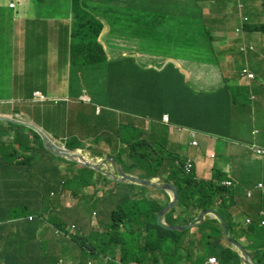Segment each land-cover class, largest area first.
I'll return each mask as SVG.
<instances>
[{"label":"trees","instance_id":"obj_1","mask_svg":"<svg viewBox=\"0 0 264 264\" xmlns=\"http://www.w3.org/2000/svg\"><path fill=\"white\" fill-rule=\"evenodd\" d=\"M82 1L87 0L66 2L69 5L67 9L76 15L74 28L75 33H79V36L72 34L79 40V48L72 50L71 56L76 55L77 58L80 56L85 64H89L88 59L97 61L96 65L92 62L94 67L90 65L91 69L104 71L107 76H110L111 72L122 74L126 81V89L119 85L114 92L120 96L125 90L133 104L139 102L140 105L138 104L135 111L139 110L143 113L140 118L158 122L163 114H169L172 124L209 133L208 127L203 124L205 116L201 115L199 107L189 105L181 87H176L178 80L181 79L184 83L185 78L176 74L172 66H168L164 73L142 70L137 66L134 67L135 71L129 69L127 73H123L120 60L107 62L106 55L98 41L105 25L98 17L110 23L111 34H114L121 28L122 23V26L127 25L129 9L118 5L113 7L102 5L103 14L98 13L91 16L83 10ZM171 4L161 5L167 8L162 11L167 14H162L166 19L162 18L161 25L164 28L179 25L181 29L176 37L178 48L169 49L168 53L175 57L197 61L199 60L195 59L194 55L201 57L206 55L205 57H210L207 62L215 65V41L209 32L210 24L200 13V9L191 5L189 11L193 13V17L187 21L183 19L177 25L174 17L168 18L171 15L169 14ZM158 25L160 26L159 22H154L147 34L150 41H155V46H161L163 42L161 36L164 31L160 32L157 29ZM262 30L264 31V28ZM165 37V41H169V37L171 41L175 39L174 35ZM128 60L132 62L134 59L129 58ZM169 68H171L170 71H168ZM108 82L113 83L115 80ZM173 87H175L174 90H172ZM224 89L220 92H225L229 96L233 92L227 84ZM172 104L175 108L171 107ZM119 110L122 111L120 108ZM130 110L132 112V103ZM189 113L192 115L189 116ZM131 117L130 127L125 129L122 141L132 147L130 158L134 164H125V169L127 172L139 171L144 178L170 174L169 178L175 181L179 190V202L178 207L167 214V223L171 226H184L194 221L201 211L215 209L226 220L231 236L239 242L243 238L247 239L246 249L254 263L264 264V226L261 225L264 220L262 214L264 196L259 199L261 206L256 205L257 209L252 212L254 213L251 216L253 222L246 228L240 227L229 209L239 188L236 190L221 185V182L226 179V174L220 173L216 168L212 180L199 181L194 172L190 175L185 173L178 156L175 157L176 155L169 154L162 149L155 157L156 152L148 140L137 142L136 138L133 141L131 137H126L127 132L131 134L133 127L134 121ZM218 134L223 135V133ZM35 136L41 141L36 133ZM19 156L23 159L15 164L14 161ZM3 160L7 167L0 174V182H4L0 185V264H53L58 256L73 254L79 258L77 264H86L85 260L103 257L115 262L118 255L123 264H158L161 261L165 264H205L207 258L213 255L222 260L224 264H242L240 252L223 245L224 232L218 219L207 217L195 228V231L193 229L185 231L166 229L159 225L157 220L158 213L163 206L155 199L139 197V192L135 191L138 187L128 184L117 189L116 195L113 194L114 192H107L102 198L96 195L82 197L81 203L84 208L81 211L75 209L67 216L62 211L57 214L55 210L58 200L52 201L51 191L54 190L57 196L61 195L62 191H70L71 195L76 198L80 195L81 185L89 186L99 183L94 179L96 172L81 169L72 170L67 177L53 175L54 180L43 179L48 184V189H45L40 187L35 177L28 174L32 172V168L26 155L11 152L3 155ZM12 171L18 174L19 179L26 180L31 186L26 189L20 186L13 187L18 191L12 194L3 191L2 189L12 188L5 186L10 178L9 173ZM99 179H106V177L98 174L97 180ZM117 197L125 200L119 203ZM96 210L99 226L93 229L90 216ZM31 215L40 217L41 221L39 218L30 221L29 216ZM72 223H75L78 229L70 242L60 238V240H55V236L54 240L44 237L39 241L38 232L41 226L48 224L52 234L57 229L67 233L66 227Z\"/></svg>","mask_w":264,"mask_h":264},{"label":"crops","instance_id":"obj_2","mask_svg":"<svg viewBox=\"0 0 264 264\" xmlns=\"http://www.w3.org/2000/svg\"><path fill=\"white\" fill-rule=\"evenodd\" d=\"M15 1L17 2L16 8H10L9 4ZM55 3H57L55 0H0V150L8 146H14L18 149L20 148L19 145L24 142L25 144L28 142L32 144L38 140L35 136L36 133L40 136V139L44 140L46 134L55 143L66 148H69L68 145H77V147L83 148L82 152L85 155L90 154V156H93L92 154L105 153L104 157H118L126 150V146L119 143L118 128L128 126L129 119L132 116L137 137L145 139V134L151 124L140 121L139 115L143 113L139 110L135 111L138 103L133 104L129 96L126 95V99L116 106H113L109 101V96L119 85L126 89L125 78L120 73L111 72L110 76L104 77L92 74L89 77V83L93 85L92 87H83L82 91L72 96L65 93L67 78H71V67L78 62L76 55L71 56L72 50H77L79 47L72 44L70 40L66 43V39L62 36L64 30L61 27L69 29L67 33L70 36L75 31V28L66 23L68 19L63 18L55 21V17L50 16L48 13L57 12ZM255 4L254 9L256 10H254L255 15L252 22L255 19L257 22L264 21V11L259 8L260 2ZM33 6L36 13L32 9ZM101 8L99 5L95 8V12L99 15L103 14ZM249 12L247 11L246 14H249ZM205 15L206 17L217 15V18H226L231 22L226 30L220 28L219 35L227 39L225 44L217 46L220 52L233 51L234 54H237L240 47L253 46L255 53L249 55L250 62L256 65L264 63V37L257 33L246 34L244 32L238 36L234 33V28L238 27L242 20L247 17L244 7L241 8L236 4H232L229 8L221 9L216 13L206 9ZM159 17L161 18V15ZM58 23L60 24L58 25ZM217 34L218 32H216ZM233 37H236L237 40H232ZM104 38H107V36H104ZM143 50L141 46L135 43L127 45L106 44L104 46L107 62L120 60L123 73H127L129 69L135 71L134 67L138 65H142L147 69L152 68L154 61L147 64L143 59L147 57L142 54ZM122 52L128 55H123ZM111 53L114 55L111 56ZM41 58L45 59L44 68L46 72L39 74L35 60ZM129 58H134L135 61L131 62L128 60ZM222 60L224 61L218 67L187 62L173 61V63L180 69V72L186 75V84L191 86L190 88L195 94H205L211 90L213 92L218 91L223 86L222 82L226 79L225 74L229 58L226 57ZM248 66L253 69L251 64L248 63ZM211 72L219 75L213 77ZM14 73H16V80L11 84V76ZM109 80H115V82L109 83ZM35 81H40L43 87L35 88ZM236 84L238 86L251 85L248 81H240ZM210 85L213 87L209 88ZM27 86L33 90H41L52 100L63 99V101L54 103L51 100L52 102H49L48 106H34L31 101L33 90L27 91ZM238 95L235 99H238ZM192 97L194 98L190 93L188 100L190 105L195 102ZM89 100L92 104L87 102ZM232 101L231 95L219 92L209 100L205 99L201 102V104L206 105L205 112L209 110L216 117V131L227 136V139L223 141L201 136L199 148H193L188 136H180L178 132L170 131L169 149L195 162L196 172L200 178L211 176L214 164L210 156L214 154H220L224 158L217 159V165L221 172H228L236 182L248 178V174L240 172L241 166L231 168V165L236 161L240 165L243 163L245 168V162L241 159L245 156L243 148H247L248 151L250 146H256L254 143L249 144L246 141H233L235 111L237 115L241 116L242 109L237 108L238 104ZM254 102L255 107L264 114V92H261L260 96L254 99ZM131 103L132 112L130 110ZM116 107L124 110L115 112L113 110ZM126 113L127 115H125ZM98 133H100L99 136H97ZM242 144L246 145L242 148ZM187 146L188 148H186ZM126 159L127 157H124V160ZM64 160L58 164L63 176L67 172L69 162L66 159ZM39 164H42V161H39ZM40 168L45 171L44 163L43 168ZM106 168L113 170L111 165ZM44 171L37 176L32 172H28V174L33 178L35 177L39 182L46 178ZM51 172L54 173V169ZM9 174L10 178L5 186H20L23 189L31 186L26 180L19 179L16 172ZM57 175H60L59 172H57ZM3 184L2 181L0 185ZM13 192L14 189H12ZM246 197L249 198L247 192ZM235 203L233 208L235 211L242 212V210L249 207V203L244 200L242 191L236 197Z\"/></svg>","mask_w":264,"mask_h":264},{"label":"clouds","instance_id":"obj_3","mask_svg":"<svg viewBox=\"0 0 264 264\" xmlns=\"http://www.w3.org/2000/svg\"><path fill=\"white\" fill-rule=\"evenodd\" d=\"M57 1V3H55L57 5V9L60 10H67L69 13H67L66 15L69 16V24L70 27L72 26L74 28V24L76 22V15L74 14V12L70 11L67 9V7L65 6L66 2H72V0H55ZM113 3H107V2H100L98 0H95L94 2H89V1H82L81 5L83 10H85L87 13H89V15H96L98 13L95 12V8L99 6L102 7V5L105 6H109V7H113L115 5H118L122 8H128L125 6L124 2L122 0H110ZM144 1V0H143ZM159 6L160 8L157 10H154L153 12L150 11H143V12H139L136 13L138 15V18H133L130 19L128 21V25L122 26L123 24H121V28L114 34H111V25L110 23L105 20L102 17H98L99 20L104 23V29L98 39L99 43L101 44L103 51H104V46L106 44H110V45H120V44H132L135 43L138 46H141L144 50L142 51V54L146 55L147 57L152 58L151 61H154V64L152 66V68L147 69L142 65H138L137 67L139 69L142 70H153L159 73H164V70L167 69L168 66H172L171 68H173L172 70L178 74V75H182L185 78V81L183 83V81L181 79L178 80L176 87L178 86L179 88L181 87V91L184 92L187 100H189V94L191 93L194 96V100L195 102L191 105V106H196L199 107L201 115L205 116V119L203 120V124L208 127L209 133H206L204 131H197L195 128H190V127H185V126H181L179 124H172L171 123V117L169 114H163V116L161 117L160 121L156 122L153 120H149V119H141L140 121L145 122V124L150 123L151 125H147L149 126L148 131L145 134V139L143 138H138L135 132V128L132 127L131 129V134H129L128 132L126 133V137L129 138L131 137L134 141V139H137V142H144L145 140L149 141V144L153 147L154 151L156 152L155 157L158 156V154L161 152V150L163 149L165 152L169 153V154H173L176 155L175 157H179L180 162L183 164L184 166V171L186 174L190 175L191 173H195L196 175V179L201 181V180H212L213 176H214V170L217 168L219 171L220 169L218 168L219 166L217 165V159L221 160L224 159L220 156V154H214L212 156H210V159L213 160V164L214 167L212 168V173L211 176L209 178H200L197 175L196 172V164L195 162H193L192 160H188L187 158L182 157V155H180L179 153L173 152L169 149V137H170V131H175L178 132L180 134V136L186 135L188 136V138H190V142H191V147L193 148H199V139L201 138V136H207V137H211V138H216L219 141H223L224 139H227L225 135H221L218 134V132L215 129V124H216V117L213 116L209 110L207 112H205V107L206 105L201 104V102L205 99H210L212 96L216 95L218 92H220L221 90H225V86L226 84L231 87L232 89V100L235 101L238 105L241 101V98L245 95H251L252 96V100L254 102V99L257 98L254 96V91L256 89L257 86V81L258 79H262L264 81V63L261 65H256L252 62H250V54L255 53V48L253 46H243L239 48V51L237 54H234L233 51L231 52H220V49L217 48V46H222L223 44L226 43L227 39L224 38L223 36L219 35V32H221L220 28H223V30H226L228 28V25L231 23L230 21L226 20V21H222L221 18H218L222 24V26L215 28V25H213V21L209 18L206 17L205 12L206 9H209L211 12H218L221 9H227L229 8L232 4H236L238 7L241 8H245V15L247 17H245L242 22L240 23V25L236 28H234V33L236 36L240 35L241 33H246V34H258L264 37V31L262 30V28H264V21L261 22H257V20L255 19L254 22H252V19L254 17V6L256 5L255 3L260 2L259 8L264 11V0H154ZM179 2V4L177 5V3ZM236 2V3H235ZM249 2H251L252 4L249 5ZM171 4V8L169 9V19L171 18L170 16L174 17L176 19L177 25L178 22L185 19L186 21L190 18L193 17V13H191L189 11V8L191 5H194L195 7H198L200 9V13L205 17V20L208 22V24H210V29L209 32L211 33V36L214 38L215 41V50H214V59L216 60V64L215 65H211V63L207 62V60L210 59V57H207L205 59L204 62L201 61H197L194 59H184L181 57H175L173 54L168 53L169 49H175L178 48V43L176 41V37L180 31V26H168V27H162L161 23H162V18L166 19L165 16H162V14H167V12H163V10H166L167 8L165 6H161L163 4ZM10 8L15 9L17 6V2H11L9 4ZM247 11H250L249 14H246ZM172 12H174L172 14ZM264 14V13H263ZM145 15V16H144ZM159 15H161V18L159 17ZM172 20V19H171ZM154 22H159L160 26H157V29L162 32V44L161 46H155V41H150L147 38V34L149 33L152 25ZM48 24V22H47ZM106 28H108L107 33L105 34V30ZM138 29V32L136 35L133 36L132 39H128V38H124V37H120L118 35V33L121 32H128L130 29ZM256 28V30H255ZM76 31V30H75ZM75 31L72 32V34L75 33ZM216 32H218V34L216 35ZM224 32V31H223ZM77 36H79V33L76 32ZM175 36V39L171 41V37L169 41H165L164 39L166 38L165 36ZM104 36H107V38H104ZM73 37V36H72ZM232 40H237L236 37H233ZM75 45L78 46L77 43H75ZM157 49L155 51V53H152L151 51L153 49ZM105 53V51H104ZM106 55V53H105ZM213 58V56H211ZM226 57L229 58V63H227V67H226V79L224 81V75H223V81L222 84L223 86L221 87L220 90L218 91H208L205 94H195L193 92V90L190 88V85L186 84V75L182 72H180V69L176 66L175 63H173V61L175 62H187V63H191V64H207L210 66H221V63L224 61L222 59H225ZM78 62H76L75 65H73V67H71V70L77 69V70H84L85 66L87 64H85L84 59L81 58L80 56H78ZM134 59V58H132ZM89 60V65H91L92 67H94V65H96L97 61H94L93 59H88ZM162 60V61H161ZM135 61V59H134ZM92 62H94V65L92 64ZM160 62H162V64H160ZM80 63H82V69L80 68ZM248 63L251 64L252 68L251 69L248 66ZM168 71H170V69ZM232 69V73L230 75H227L229 73V70ZM251 71H255V72H251ZM88 72H92L93 75H97L98 77H104L107 76V74L104 71H95L94 69L89 68ZM17 73V72H16ZM16 73H14L11 76V84L12 82H14L16 80L15 76ZM71 75V72H70ZM181 76V77H182ZM231 76V77H230ZM234 78H240L239 82H250L251 85L248 86H238V84H234L231 85L230 81L233 80ZM71 79V78H70ZM238 82V83H239ZM10 84V85H11ZM173 83L171 82V85ZM175 87L172 88V90H174ZM82 91V90H81ZM264 92V90L262 91ZM239 94V95H238ZM238 95V99H235L236 96ZM128 96V93H127ZM260 96V94H259ZM201 97V98H200ZM200 98V100H199ZM126 99V92L125 90H123L121 92L120 96H117V94L115 92L111 93V95L109 96V101L111 102L112 105H116L121 103V101ZM52 99L44 94L41 90H33L32 91V104L34 106H48L49 102H54V103H58L60 101H63V99L59 100V99ZM160 101V100H159ZM199 101V103H198ZM232 101V102H233ZM89 104H92L91 101H87ZM85 103V104H88ZM189 103V102H188ZM138 104L140 105V103L138 102ZM190 105V103H189ZM172 108H175V105L172 104L171 105ZM122 111L124 109L120 108ZM113 111L115 112H120L119 108L116 107ZM127 115V113L125 114ZM192 113H189V116H191ZM194 115V114H193ZM140 116V115H139ZM132 118V117H131ZM134 126V123H133ZM155 126L159 129L158 131H154ZM130 127V122L128 124V126H124L123 128H118V140L119 143L123 146H126V150L123 152V154H121L118 157H104L105 153H100V154H92L93 156H90V154L85 155L82 152L83 148H79L77 147V145L75 146H69V148H66L65 146H60L57 143H55L48 135L45 134V136H47V138H49L52 143L54 145H56L57 147L61 148V149H66L68 151H70L71 155H76L75 159H70L69 157H66L64 155H58L55 151H52L50 149H48L45 145V141L42 140H36L34 141V143L30 144V142H28L27 144L22 143L20 144V148H16L14 146H8L2 150H0V174H2V172L6 169L7 164L5 163V161L3 160V155H7L11 152H16V153H21L23 155H26L27 158L30 161V167L32 168V173L37 176L41 170L38 167V162L42 161L43 162H54L53 166L51 169L45 170V174H46V178L45 179H53L54 180V176L56 177H60L63 176L61 175V169L59 168L58 164H60V162L65 161L64 159L68 160V166H67V172L65 173L64 176H69V173L72 170H81V169H89L92 170L94 172H96V175H94V179L95 181H99L98 184L95 185H89V186H82L80 188V195L76 198H74L71 195L70 191H62L61 195H56L55 191H51L50 193V198L52 199V201H56L57 202V207L55 210V213H59L60 211L64 212L65 216L70 215L72 211H74L75 209H78L79 211H81L84 206L81 203V198L86 196V197H91L96 195L98 198H102L107 192H114L113 194H117L118 191L117 189L123 187L124 185H135L136 187H138L137 192H139V197H145L147 199H155L157 200L162 206V210H166L173 201V197H174V193L171 189L168 188V184L174 186L179 194V190L178 187L175 183V181H173V179H170L169 176L170 174H163V175H159V176H153V177H147L144 178L143 176H141V172H127V170L125 169V164L128 165H133L134 161L130 158V154H131V149L132 147H130V145L128 143H124L122 141L123 135L125 133V129H128ZM38 135V134H37ZM39 136V135H38ZM40 137V136H39ZM43 141V142H42ZM244 142V141H241ZM135 144V143H133ZM256 146H250L249 147V152L252 153V155L254 157H258L259 160H262L264 158V149L259 148L257 146L256 143H254ZM246 144H242V148L245 146ZM77 148V149H76ZM247 150V148H246ZM88 152V151H87ZM98 157H102V158H98ZM104 157V158H103ZM124 157H127L126 160H124ZM245 158V156H243ZM181 158H184V162L181 161ZM23 158L22 156H19L18 158H16V160L14 161V163H18L19 161H21ZM264 162V160H263ZM262 162V163H263ZM88 165H93L99 168V170L101 172H98L94 169H90L87 168L85 166ZM108 165H111V167L113 168V170H109L106 167ZM178 166H180L179 163H177ZM264 166V164L262 166H260L261 168ZM52 169H54V173L51 172ZM14 172V171H12ZM57 172H59V176L57 175ZM11 173V172H10ZM220 173H224L226 174V179L223 180L221 182V185L228 187V188H234V189H238L237 190V195L236 197H238L239 192L241 193L242 190V184L245 183L246 181L248 186L252 187L254 186L255 188H253L254 190H248L245 191V193L247 192V196L249 198H254L256 195L255 192H258L260 197L258 199H260L261 197L264 196V180H261L260 182H258V184L253 185L250 180V176L248 175L247 180H240L239 182H236L235 180H233L231 178V176L229 175L228 172H221ZM101 174L102 176H105L106 179H99L97 180V175ZM2 182V181H1ZM0 182V183H1ZM40 187L41 188H45L48 189V184H46L45 180L43 181H39ZM145 188V189H144ZM12 189H14L13 187L11 189H2L3 191H6L10 194H12ZM144 189V190H143ZM15 192L18 191V189H14ZM124 192V191H123ZM244 194V192H243ZM67 196V198H66ZM70 199L72 201H67V199ZM233 203L230 206V212H232V215L234 216L235 222L237 224L240 225V227L246 228L248 225H250L253 222V218L249 215V212L253 207L257 206L255 204H251L249 203V207L245 210L241 211H235V209H233L235 207V199ZM117 200L120 202L124 201L125 199L121 198V197H117ZM178 202H179V195H178ZM178 202L175 205V207L169 209L168 211H166L161 218L157 217L158 223L159 225L163 226L166 229H169V227H187L190 225V227L185 228L183 230L180 229H169L172 231H185L187 229H193V231H195V228L202 224L205 219L207 217H211L214 219H218L216 216L214 215H205L203 219H200L199 221L198 218L200 216V214L203 211L206 210H214L216 211L219 215H221L223 217V215L215 210V209H206L203 210L199 213L198 217L192 221L189 222L187 225L184 226H171L167 223L166 221V216L169 212L173 211L174 209H176L178 207ZM68 203V204H67ZM53 206V205H51ZM160 211V212H161ZM160 212L158 213V216L160 214ZM245 213H247L245 215ZM262 214L264 215V211L262 212ZM37 219L40 217L35 216V215H31L29 216V220L33 221L34 219ZM47 218V217H46ZM224 219V217H223ZM90 220H91V224L92 227L94 229V227L99 226V220H98V211H94L92 212L91 216H90ZM219 220V219H218ZM225 220V219H224ZM41 221V219H40ZM220 221V220H219ZM226 222V220H225ZM221 223V222H220ZM227 224V222H226ZM222 225V224H221ZM262 226H264V220L262 221ZM223 228V227H222ZM77 225L75 223L70 224L68 227H66V231L67 233L62 232L61 230H55L54 234H52L50 232V227L49 225H45L44 227L41 226L40 230H39V234H38V239L39 241H41L44 237L49 238V240H54V236H55V240H65L67 242L71 241V237H73V235L76 234L77 232ZM98 229V228H95ZM227 229H228V225H227ZM224 232V229H223ZM228 235L232 238H234L233 236H231V234L229 233L228 230ZM60 238V239H59ZM235 239V238H234ZM236 240V239H235ZM237 242H239L238 240H236ZM223 245L226 247H231L234 250L240 252L241 255V251L239 249H237L236 247H234L232 244L228 243L226 241L225 238V233H224V239L222 241ZM241 243L245 248H246V243H247V239L243 238ZM247 250V249H246ZM249 253V252H248ZM250 255V253H249ZM251 257V256H250ZM77 259L76 255H69V256H58L55 261L53 262V264H77ZM252 259V258H251ZM112 259L109 258H101V259H95V260H85L86 264H91L88 261L91 262H96V264H123L121 263L120 259H119V255L117 256V259H115V262L111 261ZM253 261V259H252ZM242 263V262H241ZM254 263V261H253ZM131 264H136V263H131ZM158 264H165L163 261L159 262ZM205 264H224L222 260H219L217 256H210L207 258ZM255 264V263H254Z\"/></svg>","mask_w":264,"mask_h":264},{"label":"rangeland","instance_id":"obj_4","mask_svg":"<svg viewBox=\"0 0 264 264\" xmlns=\"http://www.w3.org/2000/svg\"><path fill=\"white\" fill-rule=\"evenodd\" d=\"M89 2H93L94 0H87ZM100 2H107V3H113L110 0H98ZM125 4L126 7H128L129 11H130V15L129 18L133 19V18H138V15L136 13L139 12H143V11H150L153 12L154 10H157L160 8V6L154 1V0H122ZM236 3V2H235ZM252 3L249 2V5H251ZM129 5H131V8H129ZM67 8L69 9V5L66 3ZM34 9V6L33 8ZM33 11V10H32ZM34 12L36 13L35 9ZM32 12V13H34ZM50 14V16L55 17V21H59L63 18H67L68 21L66 22L67 24H69V16H67L66 14L69 13L67 10H60L57 9V12L52 11L53 14H51L50 12H48ZM38 15H42V14H38ZM127 15V13H126ZM217 15H211L209 18L214 22L213 25H215V28H218L220 26H222V24L220 23L221 21L217 18ZM222 21H226V18H221ZM60 23H58L59 25ZM75 27V26H74ZM61 29H63V37L66 39V43L67 41H71L72 44L78 43L79 40L70 36V34L67 33V31L69 29H64L61 27ZM76 30V29H75ZM108 28H106L105 30V34L107 33ZM138 32V29H130L128 32H119L118 35L120 37H124V38H128V39H132L134 35H136ZM75 36H77V34L75 33ZM157 49H153L151 52L155 53ZM123 55H128L127 53H123ZM114 54L111 53V56H113ZM206 55H204L203 57L198 56V55H194L195 59H198L201 62L205 61V57ZM147 64H151V59L148 57L143 58ZM35 64L38 68V73H44L45 68H44V64H45V59L41 58L39 60H35ZM126 65V64H124ZM80 68L82 69V63H80ZM91 68V66L89 64H87L84 68V70H71V79L67 78V85L65 88V93L72 95L77 94L78 92H80L83 87H92L93 85H91L89 83V77L93 74L92 72H88V69ZM232 69L229 70V73L227 75H230L232 73ZM211 75L213 77H217L219 74L218 73H212ZM231 77V76H230ZM240 80V78H234L233 80L230 81L231 85H234L236 83H238ZM34 86L35 88H42L43 85L40 81H35L34 82ZM213 87L212 85L209 86V88ZM33 90L32 88H30L29 86H27V91ZM264 90V81L262 79H258L257 81V86L256 89L254 91V96L255 97H259V94ZM237 108H241L242 109V114L241 116L236 114L235 111V124H234V128H235V134L233 136V141H246L249 144L250 143H256L257 146L259 148L264 149V114L261 112V110H259L258 108L255 107V102H253L252 100V96L249 95H245L241 98V101L239 103V105L237 106ZM159 129H157V127L155 126L154 131H158ZM100 133L97 134V136H99ZM147 135V134H146ZM190 141V138H189ZM188 148V146L186 147ZM243 152L245 155L244 157H241V159L245 162V168L243 167V163H241V165L236 161L231 165L232 167H240V172L246 173L250 176L251 180L250 182L253 185L258 184V182H260L261 180H264V166L261 168L260 166H262L264 164L263 160H259L258 157H254L252 155V153H250L249 151H247L245 148H243ZM181 161L184 162V158H181ZM263 162V163H262ZM44 163V167L45 170L51 169L54 162H43ZM43 163L39 164L38 167H42L43 168ZM41 172L44 171L43 169H41ZM248 181H246L245 183L242 184V190L244 192V200L248 203L251 204H255L258 206H261V202L258 199L260 197L258 192H255L257 196H255L254 198H247L246 197V193L245 191L248 190H254L253 188H255L254 186L250 187L247 184ZM67 198V196H66ZM243 198V197H242ZM72 201L69 197V199H67V201ZM68 204V203H67ZM96 208H98V206H96ZM256 207H253V210L247 212V213H252L256 210ZM100 211V209H97ZM245 213V215L247 214ZM254 213H252L250 216H253ZM246 245V244H245ZM91 264H96V262H91L88 261Z\"/></svg>","mask_w":264,"mask_h":264},{"label":"water","instance_id":"obj_5","mask_svg":"<svg viewBox=\"0 0 264 264\" xmlns=\"http://www.w3.org/2000/svg\"><path fill=\"white\" fill-rule=\"evenodd\" d=\"M44 141H45L46 147L48 149L52 150V151H55L58 155H64L66 157H69L72 160L76 158V155H71L70 151H68L66 149H61V148L57 147L56 145H54L52 143V141L49 138H47V136H45V135H44ZM85 167L90 168V169H94V170H96L98 172H101L98 167L93 166V165H88V166H85ZM167 186L174 193L173 201H172V204L166 210H163V211L160 212L158 218H161V216L166 211H168L169 209L175 207V205L178 202V195L179 194H178L177 189L174 186L169 185V184ZM205 215H214L220 220V222L222 224V227L224 229L226 241L228 243L232 244L234 247H236L237 249H239L241 251V262H242V264H254L252 259H251V257H250V255H249V253H248V251L246 250V248L241 243L237 242L234 238H232V237H230L228 235L227 224H226L225 220L223 219V217L221 215H219L214 210H206V211H203L200 214V216H199L197 221H199L200 219H203ZM188 227H190V225L187 226V227H169V229H173V230L180 229V230H183V229L188 228Z\"/></svg>","mask_w":264,"mask_h":264}]
</instances>
